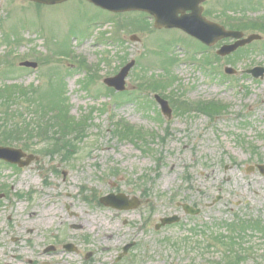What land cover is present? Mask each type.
Wrapping results in <instances>:
<instances>
[{"label": "rangeland", "instance_id": "374dc122", "mask_svg": "<svg viewBox=\"0 0 264 264\" xmlns=\"http://www.w3.org/2000/svg\"><path fill=\"white\" fill-rule=\"evenodd\" d=\"M226 1L209 0L206 12L219 13ZM137 13H109L86 0H0V85L36 89L48 102L65 99L70 117H86L69 160L31 141L30 150L11 146L37 157L29 166L0 161V264H264V174L257 168L264 166V79L246 73L264 67V33L240 59H216ZM205 56L215 60L211 67ZM25 61L38 68L22 69ZM131 61L128 90L109 89L103 79ZM227 67L236 75H226ZM147 77L165 79L167 94L225 111L210 117L188 104L189 114L173 112L169 120L155 101L162 94L142 86ZM120 120L141 138L117 136ZM110 194L137 198L140 207L120 211L99 201ZM183 205L200 214H186ZM174 216L180 221L157 229Z\"/></svg>", "mask_w": 264, "mask_h": 264}, {"label": "water", "instance_id": "95a60500", "mask_svg": "<svg viewBox=\"0 0 264 264\" xmlns=\"http://www.w3.org/2000/svg\"><path fill=\"white\" fill-rule=\"evenodd\" d=\"M31 2L42 5H57L69 0H29ZM97 7L112 12H129V11H141L150 14L155 18V27L157 29H182L188 34L198 38L200 41L207 45H213L221 38H235L240 39L241 33L226 32L223 28L210 24L201 17L202 9L199 8V4L205 0H87ZM191 11L189 15L185 14V11ZM181 15V17H180ZM258 36H251L246 40L240 41L233 46H225L219 52L220 55L225 56L235 51L238 47L250 44L254 40H259ZM133 40H137L133 38ZM27 68H37L36 63L25 62L21 65ZM134 66V62L124 67L121 72L113 77L105 80V84L109 87H113L118 91H124L126 89V78ZM257 72H264L263 70H255L252 73L258 76ZM162 105V111L164 114L171 116V110L164 100L158 98ZM25 161H23V159ZM37 158L33 155H26L22 150L1 147L0 146V160H4L8 163L18 165L20 167H26L31 164ZM261 172H264V167H259ZM1 198V197H0ZM101 203L106 206L113 207L119 210L135 209L139 206V202L136 198L130 201L125 195H109L101 199ZM183 209L188 214L197 215L199 210H194L188 205H184ZM180 218L177 216L171 218H164L161 220V225L157 226L159 229L161 226L173 224L179 222ZM127 250V248H126ZM125 250V251H126Z\"/></svg>", "mask_w": 264, "mask_h": 264}, {"label": "trees", "instance_id": "16d2710c", "mask_svg": "<svg viewBox=\"0 0 264 264\" xmlns=\"http://www.w3.org/2000/svg\"><path fill=\"white\" fill-rule=\"evenodd\" d=\"M67 52L69 51H64L65 54ZM86 66L85 60L79 59V67ZM13 86L16 87V85H8L7 87L6 85H0V145L12 146L13 143H16L24 149L30 150L29 144L31 141H41L47 144L43 149L46 155L59 154L63 160H69L68 157L76 140L72 137L85 134L86 117L78 119V121L75 120L69 116L70 112L65 99L58 102L54 100H51V102L45 101L46 94L33 88L23 89L21 87L20 90H17L16 87V92L11 95L13 90L9 87ZM142 86L152 88L155 91L164 88L163 83L154 78L145 80ZM2 87L6 88L2 89ZM84 87L86 88V82ZM15 103L17 104L16 112L11 109V105ZM220 107L222 106H219V112ZM207 108L214 113L217 112L216 107L208 106ZM26 109H28V113L25 112ZM9 112L16 113L15 116L12 115L14 118L8 116L10 115ZM10 118L14 121V124ZM126 123V120L115 123L114 127L120 130L117 136L127 139L129 135H133L132 137L141 138L139 137L140 134L132 129L133 126H128ZM54 129H58L61 136L54 137V134L57 135Z\"/></svg>", "mask_w": 264, "mask_h": 264}, {"label": "flooded vegetation", "instance_id": "af4514ba", "mask_svg": "<svg viewBox=\"0 0 264 264\" xmlns=\"http://www.w3.org/2000/svg\"><path fill=\"white\" fill-rule=\"evenodd\" d=\"M209 0H206L205 2H203L201 4V7L203 9L202 12V16H204L209 22L211 23H216V24H220V26L224 27L225 30L227 31H231V32H238V33H242L241 39H245L247 37H249L250 35L253 34H262L264 33V17L259 15V13L263 12L262 10V6L264 5V1L263 0H256V2L258 3H252L251 0H247L245 5H240L237 1H233V0H229L222 6V9L220 8L219 13L217 14H211L206 12V5L207 2ZM215 11V10H214ZM190 12H186V14H189ZM250 13H258L257 16H250ZM137 29L138 26H136ZM184 35L188 36L189 38H191L192 40H194L197 43V48L198 49V53L201 51V54L203 53H211V52H215V57L216 59H225V58H230L231 59H235L238 60L241 58V56H245L247 53L249 54L253 49L252 45L256 44V43H260L263 41H256L253 42L247 46H244L242 48H238L235 52L226 55V56H220L219 55V49L222 48L225 45H230V44H234L236 41L232 40V39H222L219 42H217L216 44L212 45V46H208L205 45L204 43L200 42L197 39H194L193 37L187 35L185 32L181 31ZM213 56V55H212ZM215 62V60L212 59L211 56H205L204 60H203V64L205 66H212L213 63ZM227 68H231L232 72H230L229 74L227 73ZM224 69L225 74L229 75V76H235L237 71L232 68V67H227ZM259 68V67H256ZM264 68V67H262ZM255 69V68H253ZM253 69L247 70L246 73L250 76H252L254 79L258 80V79H264V73H258V76H256L255 74H253L251 71ZM168 91H171L170 88H167V90L164 92H166V95H163L164 100H166L170 106V109L172 110V116L169 118L172 119L173 117V112H175L176 114L179 115H187L189 114L186 113L187 110H189V106L188 104L191 105V109L193 111H202L204 115L213 117L214 115L217 117H219L220 115L223 114V112L225 111L224 107L225 105H220L223 106L220 107V112H219V105L216 104L217 102H204L206 104H202V102H196V103H190L189 100H187V98L184 95H179L176 96L175 92H170L167 94ZM204 106V107H203ZM208 106H213L217 108V112L214 113L210 110H208V108L206 109V107ZM206 111H203L205 110ZM68 243H63V248L67 249L68 251L71 252H75L74 246L72 245H67ZM52 246L48 248V252H55V247L54 244H51ZM123 252H124V248H123ZM121 258V255L119 256L118 259Z\"/></svg>", "mask_w": 264, "mask_h": 264}, {"label": "bare ground", "instance_id": "6f19581e", "mask_svg": "<svg viewBox=\"0 0 264 264\" xmlns=\"http://www.w3.org/2000/svg\"><path fill=\"white\" fill-rule=\"evenodd\" d=\"M32 216L36 217V216H39V214L33 213ZM47 216H48V214H45V215H44V217H47ZM37 218H38V217H37ZM45 221H47V220H45Z\"/></svg>", "mask_w": 264, "mask_h": 264}]
</instances>
